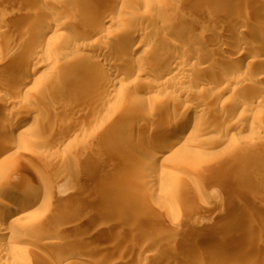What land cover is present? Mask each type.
<instances>
[{"label": "bare ground", "instance_id": "bare-ground-1", "mask_svg": "<svg viewBox=\"0 0 264 264\" xmlns=\"http://www.w3.org/2000/svg\"><path fill=\"white\" fill-rule=\"evenodd\" d=\"M10 1L13 0H0V4L2 3L4 6V4L8 3L10 5L13 3H10ZM132 1L133 2L130 3H118L113 0H77V3L74 4L75 0L73 2L72 0H14L15 6H12V9L11 6L7 4L13 13L14 11L17 13V16L11 19V17L7 15V13L9 14L11 12L8 11V6H5L6 10L4 9V11L0 9V15L4 17H0L2 19L1 24L4 23L6 26L12 24L9 28L0 29V35L4 37L3 39H6L3 42H6L5 44L9 47L6 57L4 59L0 58V72L3 73V75L0 74V76H3L0 80V90L2 87H7L9 89L11 86V84H9L10 81L16 79L20 80V78L22 80L23 69L29 68L32 59L43 58L41 53L47 51L50 55L49 58H44L47 65H53L54 63L58 64L60 61L65 63V66L61 67L56 73L58 74L57 80L51 78L50 80L39 82L40 90L38 89V91L40 93H38V95L41 97L44 93L46 94V91L52 94L51 106H53V103L55 104L56 102L57 104V102L63 100L64 96L65 99L68 98L66 96H69V98L71 97L73 100L78 99L76 96L73 97L74 95L63 93L62 90L68 86H77L76 90L82 89L79 91H83L84 94H87V98H83L82 104L78 105V101L75 102V105L74 103L72 104L74 108L76 105L80 106L79 108L77 107L79 110L76 111L78 115L80 112L83 113L84 111L86 114L87 111H96V109L98 111L100 108L102 110L105 104L111 101L121 102L123 105L127 103V106L132 109L130 112L134 117L133 121L142 127H146L148 123L150 124V122H152L150 136L159 134L162 135L163 139L148 141L143 148L141 147L142 150L140 152L138 151L136 154L135 152L137 151L133 153L131 150L132 154H130L131 152H125L123 150L126 155L130 154L129 156H132L134 159L132 158L133 162H129L130 164L128 165L127 171L123 172L120 176L111 175L110 172L114 171V169L111 168L113 165L110 167L113 171L107 169L108 167L105 168V165H99L96 168L93 167L94 170L92 172L87 171L88 173L85 172L78 177L75 184L77 186H85L89 184L93 178L100 180L96 182L94 186L95 195L100 198L102 194L106 193L104 190L106 184L113 183L112 189L115 188V191L111 194L113 196L115 195V199L119 198V196L124 197V199L120 200H123L122 211L124 210L127 216H135L136 214V220L143 219V228H145L148 233L146 232V234L144 232L145 229L143 232L152 239L149 241L150 244L156 247L158 243L161 244L165 241L167 242L168 239L171 240L173 237L176 238L177 244L175 243L176 246L169 251V254H166L167 258H162V256V259L159 260L154 256L157 260L162 262L161 264H189V262L192 261H195V264H230L232 259L235 262H242L243 259V261H247V264L262 262L263 256H261V254L264 252V243L261 242L262 244H260V242L258 243L257 241L256 244L258 245L255 243L256 246L253 244L249 245V238L246 235L244 238H235V236L234 239L232 237L234 239V245L230 252L228 251V247V250H225V246H227L225 242L227 241L225 240V242H223L222 238V234L225 232L221 229L220 233H218L219 230H217L216 226L212 229L210 228L211 232L209 234L194 232L189 235V238H186L188 234L187 228H181L178 219H173L172 225L164 228V230L168 228L165 230L166 232L161 230L163 229L162 227L154 228V226L159 223L161 216L166 217V219L168 218L169 209H152L150 192L155 189H160L161 192H165L171 187L177 188L179 183L173 174L169 173L170 171L160 172L159 175L156 174L157 170H159V168L161 169L166 162L168 164V162L171 161L175 165L185 163L187 159H189L192 149L197 144L196 142L203 137L206 138L205 136L209 134V132L216 129L214 128L216 125L215 122H221L223 118L226 120L229 115H232L231 113L234 115L239 110L242 112L240 115L242 114L248 117L256 108L264 105V5H262L260 1L253 3L251 0H181L179 3L159 0ZM136 4H138L139 7L135 6ZM140 6L144 8L143 14L138 13V9H135L136 7L140 9ZM116 9V13H118L117 18L112 15ZM117 20L124 23L123 26L126 25L124 28L127 29H124V32L121 30L123 36L120 37L122 34L119 32L117 36L111 35V37H106L104 29H102L104 24H113ZM25 22L27 23L24 26L22 23ZM49 33L54 34L55 38L46 40L47 34ZM1 38L0 42L2 41ZM113 38L118 45H111L114 44ZM82 39H91V42L85 47L96 53L95 55L89 56L88 60H81L79 56V58L76 56L75 49L78 47L77 42ZM103 40L107 42V46H103L104 48L102 49L100 42ZM108 43L110 44L108 45ZM144 47L145 49H143ZM4 62L6 63L5 66H3ZM94 67H97V69ZM143 78L149 79L150 82H152L148 88L145 87L144 89L147 94L151 91H155L159 94L165 93L168 95V99H163L162 101L152 100L149 101V103H143L138 101L135 96H130V94L127 93L128 88L130 90L137 84L136 81ZM130 80L133 81L128 83ZM6 83L9 85L5 86ZM184 83L194 87V94H197L196 98H194L195 100H193V102H191V100L190 103L177 102V100L175 101L174 99L171 100L170 94H168L171 90L184 94L186 97L190 98V94H193V91L190 88L183 87ZM1 91V93H4L0 94L1 103L3 102L5 105L7 104L9 106L17 104L16 98L13 94V96L11 95V90H9L10 94L7 89L5 92L3 90ZM73 93L74 92H72V94ZM204 95H208V97ZM226 96H228L227 101L224 105L222 103V106H220V101ZM42 99L43 101L46 100L44 98ZM46 101H50V99ZM42 104L43 102H41V105ZM28 105L30 108L28 114L19 117L16 122L11 121L10 125L6 126V128L0 132L1 141H4L8 146L10 144L6 141H12L9 147L10 153L12 152L10 156H14L18 153L13 152L15 147L18 149L21 145L30 144V142L27 141V134L18 132L22 127L32 122L36 115H39L38 113L41 109H38V105V108L34 109L36 107L33 108L31 102H28ZM58 105L60 106L61 103H58ZM70 106L67 105L66 107L68 108ZM60 107H62V105ZM71 107L69 109H73V107ZM44 109L45 108H43V110ZM67 110H65V115H69L72 112L68 110L71 112L66 114ZM7 113L9 112L7 111ZM197 113H201L205 115V117H203V115L200 117ZM87 118H89V116ZM167 118L169 119L167 120ZM88 120L85 124H89L90 121ZM191 124L193 125L192 128H190ZM17 134L19 140L15 139ZM79 134L81 133H75L72 136L77 139V137L80 136ZM69 136H71V134L66 135V139H69ZM15 140L18 142L16 143ZM143 154L148 155L147 159L142 158ZM260 154L261 152L258 148L253 149L252 159L240 168V173L242 175L254 176L260 174L258 171ZM98 158V154L92 151V153L86 152L80 160L82 159L84 164L87 165L90 161H96ZM51 159L53 160L52 157H50V161ZM64 174L61 179L62 183L73 180L75 177L70 173ZM258 176L260 177L261 174ZM119 178L121 179L120 183H123L120 188L117 185ZM10 181L11 178L8 177L7 173L0 177V264H28L29 259L27 252L20 246L24 239H26V236H28V240L26 241L32 243V238H29L30 234H40L52 226L51 224L54 221L48 218L51 206L47 204L46 201L42 202V200L41 204L37 205L36 202L39 200L38 198L44 194L39 187L35 186L34 188L19 190L17 187L13 186L11 184L12 181ZM164 186L166 187L164 188ZM68 192V190L64 189L61 190L59 194L64 197ZM165 193L166 196L172 194L171 191H166ZM246 196L247 194L245 195L242 193L240 196L231 198L229 206L223 210V214L228 220H230L232 214L237 211L238 205L244 203ZM102 197H105V195ZM128 202L131 203L132 206L129 205ZM74 203L75 202H73V204ZM76 207L75 205H70V209L72 210H75ZM115 210H117V208H113L114 214ZM102 212L103 210H100L99 213L96 214V217L101 215ZM112 214L105 215L103 217L104 221L95 225L96 228L98 227L95 230L98 241L94 244H83L78 251H85L91 255V258L96 257L95 255L103 256L104 254V256H107L109 252L105 254L103 250H105V248L108 250L110 243L103 249L105 244V242L104 244L102 242L105 235L104 232L109 229L108 226L110 227V223L112 222H116L117 226L114 224L115 229L116 227H124L127 225V217L125 219H120L118 215H116L118 216L116 217ZM252 214L251 210L246 214L249 216L248 221L250 222L251 217L254 215ZM120 215L121 217L123 216L122 213H120ZM43 216L46 217L42 218ZM82 219L83 217L80 212H73L67 215L62 222H56L55 225H58L60 230H63L66 227L76 225L77 222L79 224V220ZM254 219L255 228L261 229V234L264 233V209H262L259 216ZM83 220L87 224L93 221L87 217H84ZM136 220L134 224H136V222L138 224L141 223L138 222L139 220ZM130 221L133 222V220H129L128 225ZM227 223L228 222L225 224ZM135 229L140 230L141 227L139 228L138 226L137 228L136 226ZM259 229L257 231H259ZM204 230H207V228ZM135 231L131 234L132 238ZM162 231L167 234H165L166 236L163 237V240L162 236H160L163 234ZM116 232L120 237L125 231L122 233L120 230L121 235L118 231ZM144 233L142 234L143 236H145ZM227 233H229L228 228ZM142 235H140L141 238L143 237ZM147 236L145 237L147 238ZM159 238L161 239L159 240ZM197 239H202L206 242L210 241L209 245L212 240H214L213 242H216V246H213L212 242V250H208L210 248L209 246L207 249H195L192 241L194 242V240ZM229 239H231V237L228 238V240ZM161 240L163 242H160ZM57 241L59 242L61 239L58 238ZM130 241H133V239H129V243ZM134 242L136 241H133V244L122 245L124 249L122 247L123 250H120L122 251L120 253L122 255L120 256H123V259L125 256L127 257V255H130L129 253L133 250ZM140 242H142V240H140ZM147 242L148 240L146 242L143 241L141 246H145V244L148 245ZM227 244H229V242ZM112 246L113 243L111 244V248ZM148 248L150 247L148 246ZM58 249L57 251L53 250L52 253H59ZM119 249L120 248H118V250ZM156 250L157 249H155V252ZM65 251L63 264L89 263L88 260L90 256L86 259V255L84 256L80 254L81 252L78 253L77 251L76 253L75 250L73 251L70 248H67ZM112 251H114L113 253L116 252L115 249ZM140 251L144 250L141 249ZM236 252L239 254L242 253V255H237L236 257H233V255L231 256V253L233 254ZM221 253L226 255H220ZM155 254H157V252ZM162 254H164V252ZM243 254L246 255L243 256ZM116 255L118 256L119 254ZM136 255L139 256L137 253ZM144 255L146 254L144 253ZM151 255L149 257H151ZM204 255L206 256L203 260ZM130 256L128 257L131 260L133 257ZM157 256L159 257V255ZM103 257L100 261L103 260ZM108 257L109 256H107V258ZM119 258L121 260V257ZM127 258H125L124 261L122 259V263H127V261H129ZM114 262L116 263V260ZM245 262L241 264H245ZM105 263H109L107 259ZM128 264H130V261Z\"/></svg>", "mask_w": 264, "mask_h": 264}, {"label": "rangeland", "instance_id": "rangeland-1", "mask_svg": "<svg viewBox=\"0 0 264 264\" xmlns=\"http://www.w3.org/2000/svg\"><path fill=\"white\" fill-rule=\"evenodd\" d=\"M73 1L74 0H72V2ZM113 1L114 2L117 1L118 3L133 2L132 0H113ZM159 1H172L173 3L175 2L179 3L181 0H159ZM182 1H185V0H182ZM251 1L253 3L256 1L257 2L260 1V3L264 5L263 4L264 0H251ZM10 3L12 5L11 4L9 5L8 3L7 4L11 6V9H12V6H15V2L13 0V1H10ZM75 3H77V0H75L74 4ZM7 4H4L3 6V4L1 3L0 9L4 11V9L6 8L5 6H8ZM9 6L7 7L9 9L8 11H11V12L9 14L7 13V15H9L11 19H14L17 16V13H15V11L13 13V11L10 9ZM135 6L139 7L138 4H136ZM138 7L135 8L136 10L138 9L137 12L140 14L141 13L143 14L144 12L143 6H140V9ZM116 12H117V9L116 11L114 10L113 12L115 15L112 13L113 17L115 18H117L118 16V13ZM2 15H6V14H2ZM0 17L4 18L1 15ZM1 18H0V24L2 20ZM119 22L120 21L117 20L113 24L112 23L104 24L102 29H104V34L106 35V37H111V35L117 36L119 32L121 33V30L122 32H124L127 29V28H124L126 27V25L123 26L124 23L122 22L119 23ZM26 23L27 22L22 23V24L25 26ZM1 25H0V29H4V28L6 29L7 27L9 28L12 26V24H10V26H6L4 25V23H2ZM54 36H55L54 34L49 33L47 34L46 40H48L49 38L54 39L55 38ZM122 36L123 34L120 37ZM3 38L4 37L1 38L2 41L0 42V58L1 59H4L6 57L8 53V48H9L7 47L8 45L5 44L6 42L5 43L3 42L6 40ZM90 40L82 39V40H79V42H77L78 47L75 49V52L77 54L76 56L80 57V58L78 57L79 59L88 60L89 56L96 54L94 53V51L92 52L91 50H88V48L85 47L86 45H88L89 42H91ZM115 42L116 41H114V38H113L114 44H111V45L113 46H116V44L118 45V43H115ZM109 44L110 43H108V45ZM100 45H101V48L103 49L104 48L103 46L105 45L107 46V42L106 41L104 42L103 40L102 42H100ZM143 49H145V47ZM41 54L43 58L32 59V61L30 62L29 68L23 69V72H22L23 79L22 80L20 78V80L16 79V80L10 81L9 84H11V86L9 87V89L7 87L6 88L2 87L4 89L1 88V90H3L4 92L7 89L9 94H10L9 90H11V95L12 94L14 95V97L16 98L17 104H14L13 106L11 105L9 106L7 104L5 105V103L3 102L2 103L0 102V132H2L3 129L6 128V126H9L11 121L16 122L19 117H22L28 114L29 112L28 110H30L28 102L29 103L31 102L33 108L36 107L34 109H37L38 107H39L38 109H41L39 110V113H38L39 115H36V117L34 118V120H32V122L22 127L18 132V133L23 132L24 134H27V137H28L27 141L30 142L29 145H21V147L18 149L16 147L15 149L13 148L14 149L13 152H18V153L15 154L14 156H10L12 152L10 153L9 147L12 141L11 140H9L11 142H9L8 140L6 141L8 144H10L8 146L7 144H5L4 141L0 140L1 141L0 142V177H2L3 175H5V173H7L8 177L11 178V181H12L11 184L17 187L19 190H25L27 188H34L35 186L39 187L44 194L38 198L39 200H37L36 202L37 205L41 204V200H42V202L46 201V203L51 206L50 213L48 214V218L54 221L51 224L52 226H50L48 230L40 234L38 233L32 234V235L30 234L29 238H32V241H33L32 243L26 241L28 240L27 238L28 236H26V239H24L22 245L20 246L21 248H24L26 250L25 252H27V256L29 259L28 264H63L62 262L65 258L64 257L66 253L65 250L67 248H70L73 251L75 250V252L77 251L78 253L81 252L80 254L84 256L86 255L85 256L86 259H88V256H90L89 258L91 259V261L89 259L88 260L89 263L87 264H114L115 260H116L115 264H128L129 261H130V264H133V262L134 264H161L162 262H160L159 260L162 258H167L166 254H169V251L177 244V240L174 237L171 240L168 239L167 242L162 241L164 239L163 237L167 235L165 233L166 232L165 230L168 229L166 228L164 230V228L170 227V225H172L173 219L179 220L181 228H184V227L187 228L188 234L186 238L187 237L189 238V235L194 232L195 233L198 232L200 234H209L211 232V229L215 226L217 230H219L218 233H220L222 229V231L225 232L223 233L224 236L222 234L223 242H225V240L227 241L225 242L227 245L225 246L226 247L225 250L229 249L228 251L230 252L232 251V246L234 245L233 240L237 237L244 238L246 235L249 238L248 239L249 245H252V244L255 245L257 241L258 243L260 242V244H262L261 242L264 243V239H263L264 233H262L263 234L262 235L261 234L262 230L257 227L255 228L254 226V220H255L254 218L258 217L259 213H261V210L264 209V178H263L264 177V160H262L264 159V105H261V107L259 106L258 108H256L252 112V114L248 117H245L242 114L240 115V113L242 112L239 110L234 115L233 113H231L233 116L229 115V117L226 120H224L223 118L221 122L220 121L215 122L217 127L215 125L214 128L216 129L209 132V134L205 136L206 138L203 137L196 142L197 144L192 149V153L189 159H187L185 163H180V165H175L170 161L168 162V164L166 162V164H164L161 167V169L159 168V170H157L156 174H159V175H160V172L170 171L169 173L173 174V176L177 179L179 184L177 188L171 187L166 190L167 192L168 191L172 192L170 196L168 195L166 196L165 195L166 191L161 192L160 189L159 190L155 189L150 192L151 194L150 197L152 200V209L154 210L157 208H165V209L168 208L169 209L168 218L166 219V217L161 216L159 223L154 226V228L162 227L163 229L161 230L165 231V232L162 231L163 234L160 235L162 236V240L160 242H163V243L161 244L158 243V245L155 247V245H152L149 242L152 239H150L146 235L148 232L146 231L145 228H143L144 227L143 219H138L139 220L138 221L136 220L137 219L136 214L135 216H130V215L127 216V214L124 213V210L122 211L123 200H120V199H124V197H120L118 195L119 198L117 199L114 198L115 195L113 196L111 194L115 191L114 190L115 188L112 189L113 183L105 182V183H109V184H106V187L104 189L106 193L102 194V196L105 195V197L101 196L99 198V197H96L95 195L94 186H95V183L100 180H96L95 178H93V180L91 179L89 184H86L87 186L86 185L77 186L75 184L76 183L75 181L82 174H84L85 172L86 173L92 172L94 168H96L99 165L100 166L105 165V168L108 167L107 169H110V170L111 168L114 169V171L111 170L113 171V172H110L111 175L114 174L116 176H120L123 172L127 171L128 165L130 164L129 162L131 161L133 162L134 158L132 156L131 157L129 156L130 154H132V152L134 153L135 151H137L135 152V154L138 153V151L140 152L142 148L145 146V144L148 143V141L150 140L157 141L158 139L160 140L163 139L162 135L157 134L154 136H150V131H151L150 129H151L152 122H150V124L148 123L146 127L144 126L142 127L141 125H138L136 122H134L133 121L134 117L130 112L132 111V109H130L129 106H127V103L123 105L121 102L118 103L116 101H111L109 103H106L105 106L102 108V110L101 108L100 110H98L100 113L96 109L97 112L95 110H91V112L87 111L86 112L87 115H86L84 111L83 113L80 112L78 115V113H76V111L79 110L78 108L80 107L78 105L82 104L81 102L82 100H84L83 98L85 99L87 98L86 97L87 94H84L83 91L82 92L79 91L82 89L76 90L77 86L76 87L68 86L67 88H64L62 91L63 93L67 95L68 94L72 96L74 95L73 97L76 96L78 97V99L73 100L71 99V97L69 98V96H66L68 98L65 99V96L64 98L62 96L63 100H60L59 102H57V104L55 102V104L53 103V106H51V103H52L51 101L53 98L52 94H49V92L46 91V94L44 93L41 97L40 95H38V93H40L38 91L39 85H40L39 82L43 80L44 81L50 80L51 78H53V80L54 79L57 80L58 74L56 73L60 70L61 67L65 66V63L60 61L58 64L54 63L53 65H47L44 58L46 57L49 58L50 57L49 53L45 51V52H42ZM5 62L3 66L6 65ZM94 68L97 69V67H94ZM0 74L3 75L2 72H0ZM2 77L3 76H0V80L2 79ZM131 81L133 80H130L128 83H130ZM136 83L137 84H135L134 82L135 85L132 84L134 85V87L131 85L133 88L129 86L131 89L129 90L128 88L127 93H129L130 96L132 97L135 96V98L138 99V101L143 102V103H149V101H152V100L162 101L163 99H168L167 97L168 95L165 93L159 94L155 91H151L149 94H147L145 92L144 90L145 87L148 88V86L152 84V82H150L149 79L147 80L143 78L141 80L136 81ZM9 84L6 83L5 86H8ZM183 85H184L183 87L185 88H190L192 89V91L194 90L193 89L194 87L189 84L184 83ZM65 89H68V90H65ZM1 90H0V94H4V93H1L2 92ZM194 91H193V94H190L191 96L189 95L190 98L186 97L184 94H180L173 90L169 91L168 94H170L171 100L174 99L175 101L177 100V102L180 101L183 103L184 102L190 103V101L192 100L191 102H193V100H195L194 98H196L197 96V94H194ZM72 92L74 93L72 94ZM204 96L208 97V95H204ZM37 97L38 98L40 97V98L38 99ZM227 97L228 96H226L225 98H222V101H220L221 103H219L220 106H222V103L224 105V103L228 99ZM42 98L46 100L50 99V101L45 100L46 101L45 102L43 101ZM77 101H78V105H76V107L74 108L73 106L76 104L75 102ZM41 102H43L42 105H41ZM58 103H61L62 107H60L61 105L59 106ZM73 103L74 105L72 106ZM67 105L68 106L71 105L74 110L76 109L75 112L73 109H69L71 106L67 108L66 107ZM43 108H45L46 110L45 109L43 110ZM64 109L71 110L72 112L67 110L66 114L70 112L71 113L69 115H65ZM63 110H64V113H63ZM7 111L9 113H7ZM197 115L202 117L203 114L197 113ZM88 116L90 119L87 118ZM203 117H205V115H203ZM242 118H246V119H242ZM168 119L169 118H167V120ZM87 120L90 121L89 124H85L87 123ZM192 127L193 125L191 124L190 128ZM39 133L41 134V136ZM75 133L76 134L81 133L79 134L80 136L77 137V139H75L72 136ZM68 134H71V136H69V139L68 138L66 139V135ZM31 137L34 139H32ZM15 139L19 140L18 134ZM17 140H15L16 143L18 142ZM254 148H258L261 152L260 158H259L260 164L258 167L259 168L258 171L261 174L260 177L258 176L260 174L254 175V176L253 175L247 176L244 174L242 175L240 173L241 172L240 168L246 162L252 159ZM123 150L125 152L126 151L131 152L132 150V152L129 155H126L125 152H123ZM92 151L97 153L99 158L98 160L96 161L93 160V162L90 161L89 164L85 165L82 159L80 160V158L84 156L86 152L92 153ZM50 157H52L53 160L51 159L50 161ZM147 157H148L147 154H143L142 156V158H146V159ZM64 172L65 174L70 173L73 176H75L74 179L65 182L66 184L62 183L61 179L63 178ZM118 181L119 182H117V185L120 188L123 185V183H120L121 181L120 178L118 179ZM165 187L166 186H164V188ZM64 189L68 190L69 192L66 195H64V197H62L59 194V192ZM242 193L245 195L247 194L244 203H240V205H238L236 209L237 211H235L234 214H232L231 219L228 220L226 216L223 214V210H225L229 206L231 202V198L240 196ZM72 201L75 203L73 204ZM70 205H75L77 207L75 210H72L70 209ZM129 205L132 206L131 203H129ZM113 208H117V210H115V214L113 212ZM100 210L101 211L103 210L101 214L103 216L99 215L100 217L99 216L96 217V214H98ZM250 210H251V214L252 213L254 214V215L252 214L254 217L253 216L251 217V222L248 221L249 216L246 215L248 212H250ZM118 211L122 213L123 216L124 215L126 216L121 217ZM73 212L75 213L80 212L82 214L83 219L84 217H87L93 221L87 224L82 219V220H79V224L77 222L78 225L77 224L72 225V227L69 226V227L64 228L63 230H60L58 225H55L56 222H62L67 215ZM107 214L108 215L112 214L114 216L118 215L120 219L121 218L125 219L126 217L128 218V219L126 218L127 227L122 226V227H116L115 229L116 222H112L110 223L112 227L108 226L110 230L107 228L108 230L104 232L105 233L104 238L106 239L104 238L102 239L103 244L105 242L103 249L107 247L109 243H110V246H108V250H106L107 248H105V250H103V253L105 252V254H107L109 252L107 254V256L109 257L107 258V256L106 255L104 256L103 254L104 257L102 255H98V256L95 255L96 257L91 258V255H89L85 251L84 252L83 250L78 251L79 248L83 246V244L85 245L94 244L95 242L98 241L97 240L98 236L95 233V230L98 227L96 228L95 225L97 223L103 222L104 221L103 217ZM44 217L46 216H43L42 218ZM129 220H133V222L130 221V224L128 225ZM135 220L141 223L138 224L136 222V224H134ZM226 222L228 223L225 224ZM131 226H134V227H131ZM136 226L137 228L139 226V228L141 227V229L142 228L143 229L142 230L135 229ZM229 226H230V229H229ZM125 227L131 228V229H126ZM206 228L207 230H204ZM227 228H228L229 233H227ZM258 229L259 231H257ZM120 230L122 233L124 231L125 232L121 235ZM93 231L95 234L93 233ZM116 231L120 233L121 235L120 237ZM133 231H135L134 232L135 234L132 238L131 234L133 233ZM143 231L147 233L145 234ZM142 232L144 233L145 236H147V238L142 235L143 234ZM140 235H142L143 237L141 238ZM230 237L232 240L231 239L228 240V238ZM232 237L233 238L235 237V238L233 239ZM58 238L61 239V241L58 242L57 241ZM129 239L130 240L133 239V241H136L134 242L135 244L133 245V250L131 251L132 253L134 252L133 255L131 252L129 254L132 256L127 255V257L130 256L134 258V259L131 258V260L133 259L132 263L129 257L127 258L125 256L123 259V256H120L122 255L120 254L122 252L120 250L124 249L122 245L125 246L127 244H133V241H130L129 243ZM160 239L161 238H159V240ZM140 240H142V242L143 241L146 242L148 240L147 242L148 245L145 244V246H141L142 242H140ZM213 241L214 240H212V242ZM80 242H81V245H80ZM111 242L113 243L112 248H111V244H112ZM205 242L206 241L202 239H197V240H194V242L192 241V244L195 247V249H200V250H202L203 248L207 249L208 246L210 247L208 250H212V245L216 246V242H213V244L211 242L212 244V245L210 244L211 246L209 245L210 241L206 243ZM228 242L229 244H227ZM137 245L138 246L140 245V246L138 247ZM115 246L116 247L118 246V247L116 248ZM148 246L150 248L152 247L151 248L152 255L157 252V254L153 255V257L151 255V250L150 248H148ZM118 248L120 249L118 250ZM57 249L59 253L53 254L52 251L53 250L57 251ZM114 249L117 253L116 252L113 253L114 251L112 250ZM141 249L144 251H140ZM155 249H157L156 252H155ZM163 252L164 254H162ZM136 253L139 254L140 257L137 256ZM144 253L146 255H144ZM224 253H221L220 255H226ZM263 253L261 254V256H263V261L257 262L256 264H264V254ZM116 254H119L118 256L121 257V260ZM150 255L151 257H149ZM157 255H159V257ZM232 255L233 257L234 256L236 257L237 255L238 256L242 255V253L240 254L237 252L233 254L231 253V256ZM244 255L246 254H243V256ZM154 256H156L159 260H157V258ZM205 256L206 255H204L203 260ZM102 257H103V260H102L103 262L100 261ZM117 258L119 259V262ZM125 258H127V260L129 261L126 260L127 263L125 262L122 263V259L124 261ZM92 259L94 260L95 263L93 262ZM106 259H107V262L109 263H105ZM236 262L233 261L232 259L230 264H234V263L239 264V262L241 264V263H244L245 261H243L242 259V262L241 261H236ZM190 263L195 264L196 262L192 261V262H189V264ZM245 264H247V261L245 262Z\"/></svg>", "mask_w": 264, "mask_h": 264}]
</instances>
